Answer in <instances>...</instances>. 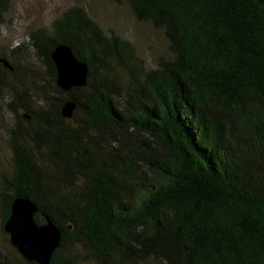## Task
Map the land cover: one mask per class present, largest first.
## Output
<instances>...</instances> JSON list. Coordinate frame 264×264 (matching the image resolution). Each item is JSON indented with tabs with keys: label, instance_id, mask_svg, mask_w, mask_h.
<instances>
[{
	"label": "trees",
	"instance_id": "16d2710c",
	"mask_svg": "<svg viewBox=\"0 0 264 264\" xmlns=\"http://www.w3.org/2000/svg\"><path fill=\"white\" fill-rule=\"evenodd\" d=\"M128 2L164 32L154 68L79 6L0 58V264H36L4 230L16 198L61 231L50 264H264V0ZM61 45L88 64L85 87L57 86ZM26 54L45 83L19 80L10 59Z\"/></svg>",
	"mask_w": 264,
	"mask_h": 264
},
{
	"label": "rangeland",
	"instance_id": "374dc122",
	"mask_svg": "<svg viewBox=\"0 0 264 264\" xmlns=\"http://www.w3.org/2000/svg\"><path fill=\"white\" fill-rule=\"evenodd\" d=\"M72 6H79L87 11L90 18L106 32H114L131 42L146 67L154 68L158 59L169 58L168 43L164 32L150 23H139L129 6L128 0H10L5 15V23L0 33V58L11 49L27 42L29 34L40 28H49L56 18ZM28 61L10 59L19 64L18 77L26 86L45 83L42 64L31 54H26ZM18 61V62H16ZM31 74L35 76L32 78ZM48 82V81H47ZM50 89V88H49ZM7 94V93H6ZM9 97L1 98L0 137L1 159L9 157L7 147V129L12 123V115L7 112L5 103ZM7 166V165H6ZM0 247L8 253L12 251L0 232Z\"/></svg>",
	"mask_w": 264,
	"mask_h": 264
},
{
	"label": "water",
	"instance_id": "95a60500",
	"mask_svg": "<svg viewBox=\"0 0 264 264\" xmlns=\"http://www.w3.org/2000/svg\"><path fill=\"white\" fill-rule=\"evenodd\" d=\"M57 71V86L69 92L73 88L85 87L88 64L79 60L66 45L58 46L52 53ZM73 102H67L62 115L71 118L75 109ZM37 206L28 198H16L11 206V216L4 230L10 236L11 244L29 262L50 264L53 253L61 243V231L49 219L43 225L35 222Z\"/></svg>",
	"mask_w": 264,
	"mask_h": 264
}]
</instances>
